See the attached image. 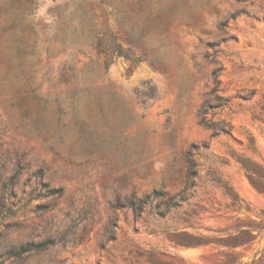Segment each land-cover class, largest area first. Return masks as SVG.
Returning <instances> with one entry per match:
<instances>
[{"label": "rangeland", "instance_id": "374dc122", "mask_svg": "<svg viewBox=\"0 0 264 264\" xmlns=\"http://www.w3.org/2000/svg\"><path fill=\"white\" fill-rule=\"evenodd\" d=\"M261 1L0 0V264H230L229 249L179 246L168 219L128 204L179 194L197 164L202 212L170 227L216 236L264 221L240 164L264 168ZM203 119L231 132L212 137Z\"/></svg>", "mask_w": 264, "mask_h": 264}, {"label": "trees", "instance_id": "16d2710c", "mask_svg": "<svg viewBox=\"0 0 264 264\" xmlns=\"http://www.w3.org/2000/svg\"><path fill=\"white\" fill-rule=\"evenodd\" d=\"M253 18L264 22V1H261L258 6V12L252 15ZM212 63L215 64V68L212 73V77L215 85V92H222L221 90V76L223 65L217 59L213 57ZM219 101L226 102L225 107L230 108L229 100L224 97H218ZM246 100V99H245ZM223 105L210 106L211 109L220 108ZM260 115H264V96L262 98V105L260 109ZM206 114V112H205ZM252 121L259 119V116L252 115ZM202 123L208 129L214 131L212 137L220 134H229L231 132V123L226 120H218L214 122L213 120L203 119ZM219 126V129L216 127ZM207 146L203 145L201 148L205 149ZM190 152L187 153V157L191 162L195 159L196 153L194 150L199 151V146L193 145ZM242 169L245 171L247 179L252 187L261 195L264 196V168L253 163H248L246 161L240 162ZM200 165L193 164L189 171L187 172V182L186 188L175 196H169L163 191L154 190L152 193L146 195L143 199H138L136 201H131L128 206L133 210L137 217H141L143 214L152 215L153 217H158V220L168 219L164 222V233H170L175 235L176 244L186 248H199L208 246H218L225 247L231 252L228 254L230 256V264H264V249L257 251L250 258L249 261H244V254L238 252V249L251 248L256 243L264 238V224L262 222L252 221L250 223H240L233 227L232 231H220L216 236H205V235H195L188 232L182 231L178 232L175 227H170V223L174 221L183 220L180 216H185L188 220L196 218V216L202 212L198 204L190 203L191 199L197 196V190L201 189L203 186L198 187L197 181H203L202 177L199 175V171L193 170L195 167ZM216 187L221 188L226 196L232 198V206L238 208L239 212L244 210L241 201L235 197H232L230 190L227 186L219 180L212 181ZM207 182H203L206 185ZM207 186V185H206ZM206 188V187H205ZM187 205L194 209V211L183 210V206ZM179 216V217H176ZM258 241V242H257ZM49 242H42L39 244H28L21 247V249L16 252L17 254L29 253L33 251L43 250L49 245ZM154 264V263H151ZM160 264V263H155Z\"/></svg>", "mask_w": 264, "mask_h": 264}, {"label": "water", "instance_id": "95a60500", "mask_svg": "<svg viewBox=\"0 0 264 264\" xmlns=\"http://www.w3.org/2000/svg\"><path fill=\"white\" fill-rule=\"evenodd\" d=\"M53 60L52 55L50 54L49 57L47 58V60L45 61V65H47L48 63H51V61Z\"/></svg>", "mask_w": 264, "mask_h": 264}]
</instances>
